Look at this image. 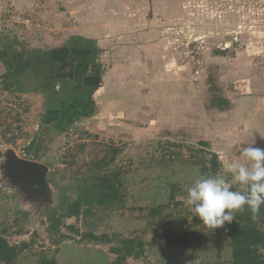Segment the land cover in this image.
<instances>
[{"label":"rangeland","instance_id":"rangeland-1","mask_svg":"<svg viewBox=\"0 0 264 264\" xmlns=\"http://www.w3.org/2000/svg\"><path fill=\"white\" fill-rule=\"evenodd\" d=\"M252 140L264 148V0H0V236L15 264H111L124 238L144 244L126 264H226L230 223L197 225L186 192L211 153L222 173ZM9 150L48 167L44 206L6 173ZM102 157L126 203L64 217L67 177Z\"/></svg>","mask_w":264,"mask_h":264},{"label":"trees","instance_id":"trees-1","mask_svg":"<svg viewBox=\"0 0 264 264\" xmlns=\"http://www.w3.org/2000/svg\"><path fill=\"white\" fill-rule=\"evenodd\" d=\"M4 140L8 143L10 142L6 138ZM201 145L206 146L207 144L201 142ZM116 154L117 149H113L111 160H114ZM108 168L107 159L102 157L94 162L93 168L88 172L81 173L76 171L75 174L67 177L65 187L62 190L63 200L60 202L64 217L86 219L95 210L107 212L119 209L126 203L125 192H123V189L126 191V188L123 185V180L127 177H123L119 171H112ZM219 170L220 163L214 153H211L208 163L202 162L200 165V171L203 175H214ZM47 181L55 183L52 178L50 180L47 179ZM126 184L127 187L129 183ZM167 187V191L163 189L166 195L161 192L160 196L163 195L168 200H173L174 186L169 184ZM68 193L71 194L68 195ZM163 204V200H152L147 205L149 213L151 215L162 213L166 206ZM235 215L236 219L216 236L218 241L224 240V245L229 250V258L226 260V264H264V206H262L256 218H253V214L249 210L238 212ZM195 222L197 225L203 223L199 218H196ZM196 224L194 225L197 226ZM53 230H57L55 225ZM193 234H197V232L195 231ZM89 236L93 241L100 240L95 235L90 234ZM171 237L175 239L176 235L173 234ZM106 242L111 243V240L109 239ZM186 244L191 250H195L197 247L191 245L190 241H186ZM216 246L219 245H211L213 248ZM110 251L115 255V260L111 264H126L128 258L137 259L144 253V244L136 239H119L118 244L112 247ZM19 253L20 249L18 247L10 246L0 236L1 263L15 264ZM49 264L54 263L51 262Z\"/></svg>","mask_w":264,"mask_h":264},{"label":"clouds","instance_id":"clouds-1","mask_svg":"<svg viewBox=\"0 0 264 264\" xmlns=\"http://www.w3.org/2000/svg\"><path fill=\"white\" fill-rule=\"evenodd\" d=\"M254 143L241 146L222 173L202 175L187 189L186 204L209 229L233 222L244 210L256 218L264 206V148L253 147Z\"/></svg>","mask_w":264,"mask_h":264},{"label":"water","instance_id":"water-1","mask_svg":"<svg viewBox=\"0 0 264 264\" xmlns=\"http://www.w3.org/2000/svg\"><path fill=\"white\" fill-rule=\"evenodd\" d=\"M5 171L24 193L36 198L40 206H44L49 192L47 181L48 167L41 163L18 158L9 150L6 156Z\"/></svg>","mask_w":264,"mask_h":264}]
</instances>
